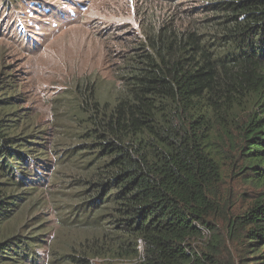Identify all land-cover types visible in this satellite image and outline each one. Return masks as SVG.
I'll list each match as a JSON object with an SVG mask.
<instances>
[{
    "label": "trees",
    "instance_id": "obj_1",
    "mask_svg": "<svg viewBox=\"0 0 264 264\" xmlns=\"http://www.w3.org/2000/svg\"><path fill=\"white\" fill-rule=\"evenodd\" d=\"M200 5L144 14L116 101L77 86L67 144L35 123L0 73V264H225L218 217L236 264H264V0ZM66 160L77 168L59 205L71 213L70 242L41 215L45 185ZM227 177L246 187L239 210Z\"/></svg>",
    "mask_w": 264,
    "mask_h": 264
},
{
    "label": "rangeland",
    "instance_id": "obj_2",
    "mask_svg": "<svg viewBox=\"0 0 264 264\" xmlns=\"http://www.w3.org/2000/svg\"><path fill=\"white\" fill-rule=\"evenodd\" d=\"M200 4L201 0H16L12 4L0 0L1 78L11 74L35 123L48 127L52 137L67 144L77 131L75 114L81 100L77 86L92 83L102 102L116 101L122 90L118 75L122 59L140 46L144 14H161L170 5L187 11ZM58 167L59 173L45 185L42 199L46 201L41 210L47 214L41 215L56 225L58 239L70 242L74 232L63 219L71 213L59 205L73 196L72 185L66 187L69 174L77 168L67 160L58 161ZM223 189L237 202L234 209H241L246 191L242 182L227 177ZM26 216L25 210L10 226L25 222ZM216 224L220 238L215 242L216 256L225 264H236L237 251L229 239L227 221L218 217Z\"/></svg>",
    "mask_w": 264,
    "mask_h": 264
}]
</instances>
